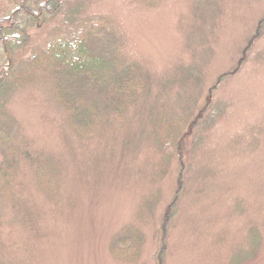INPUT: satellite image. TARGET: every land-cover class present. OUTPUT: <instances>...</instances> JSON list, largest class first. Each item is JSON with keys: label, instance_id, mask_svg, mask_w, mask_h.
<instances>
[{"label": "rangeland", "instance_id": "374dc122", "mask_svg": "<svg viewBox=\"0 0 264 264\" xmlns=\"http://www.w3.org/2000/svg\"><path fill=\"white\" fill-rule=\"evenodd\" d=\"M20 1L0 0V17ZM86 11L105 18L126 56L151 74V93L138 95L127 120L134 142L137 133H144L133 157L134 167L143 166L138 176L153 171L159 182L151 184L149 178L143 185L134 175L127 182L117 177L76 181L73 175L82 167L73 164L80 147L64 122L67 112L50 78L36 71L17 86L6 106L14 143L24 155L20 157L28 159L18 163L16 181L26 197L19 201L35 215L32 226L21 227L12 220L7 201L0 200V259L5 264H155L161 218L178 175L177 157L160 175L156 137H149L153 117L160 116L139 112L147 101L156 102L164 114L176 109V86L166 81L181 64L201 71L200 82L186 86L200 96L192 118L203 105L199 124L214 106H221L222 115L209 130L198 124L182 133L184 185L167 227L162 262L264 264V22L258 27L264 20V0H92ZM62 25L59 14L28 27L27 43L13 54L16 75L32 51L45 46ZM7 66L0 51V68ZM159 83L166 86L165 95L164 90L156 95ZM86 86L72 89L76 108L102 99ZM198 137L201 143L195 144ZM41 152L57 159L65 172V195L72 202L66 210L57 211L45 193L38 194ZM2 155L0 151V159ZM157 187L159 197L148 205ZM255 227L261 238L255 256L236 260L238 252L249 250L247 235ZM134 232L142 239L135 255ZM123 235L130 238L128 247L121 252L124 256L116 257L110 247Z\"/></svg>", "mask_w": 264, "mask_h": 264}, {"label": "trees", "instance_id": "16d2710c", "mask_svg": "<svg viewBox=\"0 0 264 264\" xmlns=\"http://www.w3.org/2000/svg\"><path fill=\"white\" fill-rule=\"evenodd\" d=\"M91 1L21 0L11 13L0 17V51L3 54V63H8L7 67L0 68V151L3 153L0 159V200L7 201L12 212V220L21 227L32 226L35 214L31 208L23 206L19 201L20 198L26 197L21 183L16 181L18 163L19 160L28 159L20 157L24 155L14 143V123L6 106L17 86L25 81V77L36 71L50 78L52 90L67 112L64 122L71 126L70 135L80 147L73 164V167H82L81 170L75 171L76 175H73L76 181L97 180L94 182L97 183L104 177H110L111 180L117 177L121 182H127L128 177L134 175L143 185L149 178L151 184L159 182L153 171H143L142 175L138 176L139 167L143 166L134 167L133 157L141 146V136L144 133L143 131L137 133L138 139L134 142L127 120V113L134 106L138 95L148 96L149 91L151 93L153 81L151 74L126 56L121 39L107 25L108 21L105 18L90 15L86 11ZM59 14H63V25L58 33H55L45 46L34 49L24 61V67L20 68L23 71L16 75L13 54L16 49L27 43L28 27ZM263 22L264 20H261L258 27ZM200 74L201 71L197 66L188 67L178 64L177 68L175 67L174 78L166 81V85L176 86V109L164 114L156 102L147 103V101L140 109L143 111L139 112L149 116L158 113L160 116L151 115L155 120L152 119L154 123L149 131L152 140V136L156 137L154 144L161 156L162 162L157 166L163 167L160 168V175L163 176L168 172L167 167L171 159L177 157L175 160L178 175L172 198L161 218V241L155 254V264H163L167 227L173 218L175 213L173 208L184 185V170L179 154L182 133L187 126L198 125L200 115L204 112L203 105L198 110V116L192 118L193 109L200 96H194L186 89L187 83L191 85L200 82ZM223 76H219L218 81ZM85 85L99 94L102 99L76 108L73 104L75 95L72 89ZM213 86L209 88L207 98L211 96ZM164 88L166 86L159 83L156 95H161ZM163 94L165 95V90ZM221 115V106H214L198 126L202 130H209ZM200 143L201 139L198 137L195 144ZM31 162L29 165L36 167L34 162ZM150 167H156V163H152ZM37 173L38 194L40 191L45 193L57 211L61 208L66 210V207L72 205L71 198L67 200L68 195H65V172L57 159L41 152L38 157ZM159 190L160 188L157 187L150 193L153 201L148 200V205L154 202L155 196L159 197ZM134 233L131 240L134 244L131 250L133 255L138 252L142 240L140 233ZM127 240H130L127 235L114 239L110 247L112 255L124 256L121 252L123 248L127 250ZM247 242L249 250L243 255L242 252H238L236 260H251L255 256L261 242L256 227L248 233ZM0 264L5 263L0 259Z\"/></svg>", "mask_w": 264, "mask_h": 264}]
</instances>
